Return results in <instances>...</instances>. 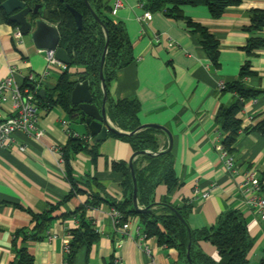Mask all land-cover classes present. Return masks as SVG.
<instances>
[{"label": "crops", "instance_id": "0c3cea01", "mask_svg": "<svg viewBox=\"0 0 264 264\" xmlns=\"http://www.w3.org/2000/svg\"><path fill=\"white\" fill-rule=\"evenodd\" d=\"M254 9L264 10V0H242L227 7L217 18L205 6L183 7L185 16L217 39L215 63L203 48L200 33L183 21L169 18L162 11L151 12V19H146L143 0H124V6L112 17L125 25L134 57L117 71L109 95L114 100L137 99L140 123L159 124L171 133L173 168L181 186L170 201L190 204L187 218L190 227H211L224 212L239 210L253 242L249 264H264V223L245 206L238 187L245 172H264V136L252 130L264 118V93L246 101L238 114L244 128L231 153L236 173L227 170L220 157L217 147L220 128L215 120L219 108L236 99L234 92L223 90L220 84L236 81L245 62L248 61L252 74L243 83L264 91V46L251 54L245 51L251 36L264 39V27L254 33L246 30ZM16 28L0 11V79L14 67L16 84L30 87L28 75L41 74L47 67L45 51L37 49L28 35L16 37ZM65 67L61 62L51 65L40 88L46 91L53 87ZM82 70L69 69L73 74ZM11 113L9 104L0 106L2 117ZM37 125L43 133L39 139L16 131L13 143L0 149V264H11L17 246L28 247L33 264H69L63 239L78 222L76 217L66 214L89 198V190L82 184L84 180L93 179L99 184H91V189L102 197L123 199L122 175L111 164L130 159L133 150L128 142L108 134L99 141L94 160L87 151H79L70 159L69 176L62 152L68 139L79 137L94 143L85 121L77 113L69 115L58 105L39 104ZM159 141V150L167 148L166 133L159 135ZM69 177L84 192L65 200L72 188ZM166 192L164 185L157 186L155 202ZM204 192H208L205 197ZM50 206H56L51 214L55 218L45 237L24 239V232L32 233L35 225L33 213H43ZM159 207L157 204L152 209ZM110 208L108 202L87 208L86 219L99 238L90 247L79 249L70 264H186L175 248L159 245L155 237L145 236L138 217H131L125 230L116 225ZM51 235L56 237L49 239ZM199 246L218 259L212 244L200 241Z\"/></svg>", "mask_w": 264, "mask_h": 264}, {"label": "trees", "instance_id": "16d2710c", "mask_svg": "<svg viewBox=\"0 0 264 264\" xmlns=\"http://www.w3.org/2000/svg\"><path fill=\"white\" fill-rule=\"evenodd\" d=\"M145 8L150 12L162 11L165 16L175 20L183 21L193 31L200 33L202 46L209 58L217 63L218 41L210 34L206 28L193 22L183 13L184 6H205L212 17L221 16L229 6L238 5L242 0H143ZM46 5L45 18L49 23L55 24L59 31V46L65 49L69 58L70 65L66 66L60 74L53 87L46 88L44 98L37 92L38 104L45 106L58 105L69 115L77 113L81 121H85V115L77 105L71 102V91L78 81L87 79L93 102L100 107L103 91L99 78L101 56L104 51L105 43L108 40L105 61L103 66L104 81L107 89L106 113L111 121L121 130L126 132L135 131L140 125L138 113L140 104L137 99L114 100L109 95V87L121 68L133 61L132 42L129 38L125 25L121 21H116L110 14V0H88L91 8L103 22L102 26L95 20L87 8L84 0H40ZM66 4L78 10L82 15V28L78 29ZM5 20L16 27L17 25ZM250 23L246 30L254 33L264 27V10L254 9L251 11ZM264 46V39L251 36L245 51L251 54L255 49ZM82 68L80 72L69 71L70 68ZM248 61L241 68L239 77L236 81L224 85L223 90L232 91L236 94L235 101L229 106H221L216 114L215 120L222 133L221 143L223 147L232 153L240 131L244 128L239 112L245 102L256 98L264 91L247 87L243 79L250 76ZM27 86V84H25ZM29 86V85H28ZM24 87V86H23ZM252 130L264 136V118L256 123ZM163 131L147 127L131 135H118L109 133L111 136L128 142L133 152L148 150L156 154H139L133 161V169L137 183V200L141 207L155 204V190L157 186L164 185L167 189L158 205L159 209H152L150 213H143L136 210L132 202L133 182L128 161L112 162L113 170L122 175L121 187L123 193L122 200H110L102 197L99 193L93 192L91 184L99 186L93 179H87L82 184L89 190V198L86 202L77 207L74 211L66 214L77 219V226L69 229L71 234L70 251L67 253L68 263H72L76 253L83 247H90L99 238L97 230L86 219L87 208L97 207L101 202H108L111 207L116 208L122 215L121 222L128 221L131 217H138L143 227L144 233L148 237H155L159 245L173 247L177 250L179 258L186 264L187 250L190 242L189 254L192 264H249L248 254L252 247V239L247 230V223L239 210L231 209L219 217L216 224L211 227L191 228L188 223V214L191 210L189 203L182 205L171 203L173 193L181 186L173 168V155L171 151L159 150V135ZM97 143H88L79 137H70L66 146L63 148V158L69 176V161L79 151H87L94 160L97 151ZM264 173V172H263ZM71 190L65 200L76 194L83 193L79 183L72 177ZM168 205L172 206L183 218L181 221L177 214ZM156 206V205H155ZM56 206H50L43 213H33L35 225L32 233L24 232V239L38 240L45 237L46 230L50 222L55 218L51 214ZM64 216V215H63ZM200 241L212 244L217 252L218 259L215 260L207 255L199 246ZM34 257L28 247L17 246L15 258L11 264H33Z\"/></svg>", "mask_w": 264, "mask_h": 264}, {"label": "water", "instance_id": "95a60500", "mask_svg": "<svg viewBox=\"0 0 264 264\" xmlns=\"http://www.w3.org/2000/svg\"><path fill=\"white\" fill-rule=\"evenodd\" d=\"M63 1V0H61ZM87 8L91 12L92 16L95 18L99 24L103 25V22L100 20L95 11L91 8L88 0H84ZM0 8L3 13L8 17V20L15 23L19 28V31L22 36L28 35L32 42L34 43L37 49L45 51H54V57L61 62L62 64L68 66L70 65V58L62 47L59 46L60 36L57 26L49 23L45 18L46 5L40 2V0H0ZM66 8L72 14L75 24L78 29L82 28V15L75 8L66 4ZM108 40L105 43L104 51L101 56L99 78L101 82V88L103 91V98L100 107L93 102V97L90 91L89 82L87 79H82L75 83L71 91V102L74 105H77L80 111L85 115V123L88 126L89 133L92 137V141L97 143L104 140L109 133H114L118 135H131L138 130L152 127L159 129L167 134L169 138L168 146L165 152H169L172 148V136L169 130L159 124H141L135 131L126 132L120 128L113 126L106 114V101H107V89L104 81L103 75V66L105 61V55L107 50ZM30 87L34 89V84H31ZM45 89L39 90V96H45ZM139 154H156L148 150L136 151L133 152L130 159L128 160V166L132 176L133 182V192H132V202L133 206L139 212H152V208L157 205L159 202H156L153 205L147 207H141L138 204L137 200V183L136 177L133 169V159ZM174 212L177 214L178 218L181 221H184L182 216L170 205H168ZM190 242L188 244L187 250V261L188 264H192L191 257L189 254Z\"/></svg>", "mask_w": 264, "mask_h": 264}, {"label": "built area", "instance_id": "2783aa9c", "mask_svg": "<svg viewBox=\"0 0 264 264\" xmlns=\"http://www.w3.org/2000/svg\"><path fill=\"white\" fill-rule=\"evenodd\" d=\"M123 6L124 0H113L110 14L112 16L117 15L119 9ZM151 16L150 11L147 10L144 12V17L146 19H151ZM14 35L18 38L22 36L18 27L14 30ZM45 58L47 60L46 69L41 74L35 75L30 73L27 77L28 83L34 84V89L29 86L21 87L16 84L14 79L16 70L14 67L10 68L9 74L6 77L0 79V106L9 104L12 112L5 117L0 115V149L13 143V134L16 131H22L37 139L43 134L37 125L39 117L37 92L50 73V66L59 62L54 57V51L52 50L45 51ZM220 88H224V85L220 84ZM218 137L219 142L217 147L223 164L227 170L236 173L234 158L221 143V132H219ZM160 150H163V148ZM238 187L245 206L255 211L260 221L264 223V173H258L256 171L245 172ZM207 195L208 192L203 193L204 197ZM110 213L116 225H120L124 230L128 228L129 222H121L122 215L116 208L111 207ZM55 237V235L48 236L49 239H54ZM71 237L69 230H67L63 239V247L66 253L70 251Z\"/></svg>", "mask_w": 264, "mask_h": 264}]
</instances>
